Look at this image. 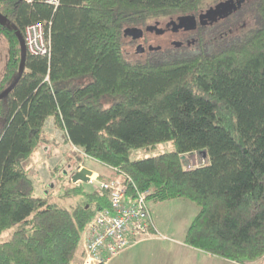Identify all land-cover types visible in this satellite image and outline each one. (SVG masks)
<instances>
[{"label":"trees","instance_id":"trees-1","mask_svg":"<svg viewBox=\"0 0 264 264\" xmlns=\"http://www.w3.org/2000/svg\"><path fill=\"white\" fill-rule=\"evenodd\" d=\"M227 1L236 3L231 12L197 20L179 41L124 55L135 41L126 28L152 34L150 22L168 18L163 32ZM0 18L7 46L0 94L17 80L0 99V234L16 227L0 243V264L75 262L86 226L109 206L106 191L75 184L61 194L78 199L70 207L35 195L23 164L47 142L49 118L68 146L113 170L104 181L126 175L129 194L194 202L185 245L240 264L262 259L264 0H59L57 7L1 0ZM36 22L45 23L50 53L27 54L19 72L16 32ZM166 142L169 152L130 158ZM194 153L205 162L184 169L182 158Z\"/></svg>","mask_w":264,"mask_h":264},{"label":"rangeland","instance_id":"rangeland-1","mask_svg":"<svg viewBox=\"0 0 264 264\" xmlns=\"http://www.w3.org/2000/svg\"><path fill=\"white\" fill-rule=\"evenodd\" d=\"M206 8L208 7H203L199 14ZM197 20L198 17L194 18V22ZM150 23L157 27L152 30V34L143 32L142 37L133 41L132 46L123 48V53L129 60L141 56V54H137L138 46H141V52L144 51L143 47L147 48L148 45L151 47L169 46L171 43L184 38L186 33L193 28V26L190 28L191 26L189 25V29L180 28L173 31L172 28L178 23L177 20L174 25L168 26L167 30L161 32L160 30L166 29L168 18L160 19L157 24L154 21ZM6 56V41L0 35V77ZM44 134L47 142L35 149L23 164L29 169L34 179L36 196L45 197L49 202L56 203L59 206L70 207L78 199H63L61 194L65 188L72 186L71 176L73 173L79 171L82 167L93 172V182L75 184L83 186L86 193L95 191L99 188V183L113 175L112 169L92 159H86L84 154L78 149L70 145L69 147L64 141V135L54 128L50 118L45 123ZM54 142L58 145H55ZM172 149L171 143L166 142L156 146L154 149H134L130 152V158L133 160L147 158L169 152ZM204 162L203 156L199 153L185 155L182 158L184 169H190ZM130 184H133L132 180ZM147 204L152 213V221L155 228L153 232L155 235L131 244L107 264H240L209 256L183 243L186 230L198 212V207L194 202L177 198L162 203L150 200ZM15 229L16 227L13 226L3 231L0 234V243L8 241ZM82 242L83 237L79 248L82 247ZM252 264H264V256L259 262Z\"/></svg>","mask_w":264,"mask_h":264},{"label":"built area","instance_id":"built-area-1","mask_svg":"<svg viewBox=\"0 0 264 264\" xmlns=\"http://www.w3.org/2000/svg\"><path fill=\"white\" fill-rule=\"evenodd\" d=\"M37 1L53 7L59 5V0ZM23 37L27 54L47 56L50 53L44 22L25 26ZM130 183L126 175L99 183L98 187L107 193L109 206L97 209L83 232L81 258L71 264H107L131 244L155 235L147 204L150 191L135 190L129 194Z\"/></svg>","mask_w":264,"mask_h":264},{"label":"water","instance_id":"water-1","mask_svg":"<svg viewBox=\"0 0 264 264\" xmlns=\"http://www.w3.org/2000/svg\"><path fill=\"white\" fill-rule=\"evenodd\" d=\"M231 2L232 1H227L226 4H229ZM236 2H239V1H236ZM200 18H202V17L200 16ZM193 21H194V18L182 17L178 20V23L175 24L172 29H173V31L180 29V28L189 29L190 22H193ZM16 35L18 37L19 46H20L19 72H22L25 68V60H26L27 52H26L25 45H24L23 34L20 31H17ZM142 35H143V31L139 28H136V27L126 28L124 30V36L130 37L132 40H137V39L141 38ZM141 50H142L141 46H138L137 51L141 52ZM16 82H17V80L0 94V99L5 97L13 89ZM202 155L205 156V152H202ZM92 174H93V172L91 170L83 167L79 171L72 174L71 182L73 184H76L78 182H81V183L87 182L88 183L90 181V177L92 176Z\"/></svg>","mask_w":264,"mask_h":264},{"label":"flooded vegetation","instance_id":"flooded-vegetation-1","mask_svg":"<svg viewBox=\"0 0 264 264\" xmlns=\"http://www.w3.org/2000/svg\"><path fill=\"white\" fill-rule=\"evenodd\" d=\"M235 2H231L229 4H226V3H221V4H218L216 6H213L211 8H207L205 9L204 11H202V13L199 14L198 16V22H201V23H213L215 22L217 19H219L220 17L222 16H225L227 15L229 12H231V10H233L235 8ZM228 5V6H227ZM200 16L202 18H200ZM3 22V19L0 18V23ZM190 25L192 28L196 26V21L194 22H190Z\"/></svg>","mask_w":264,"mask_h":264},{"label":"crops","instance_id":"crops-1","mask_svg":"<svg viewBox=\"0 0 264 264\" xmlns=\"http://www.w3.org/2000/svg\"><path fill=\"white\" fill-rule=\"evenodd\" d=\"M150 214H151V218H152V213H151V210H150ZM153 222V221H152ZM81 255H82V247L79 248L78 250V253H77V260H80L81 258Z\"/></svg>","mask_w":264,"mask_h":264}]
</instances>
